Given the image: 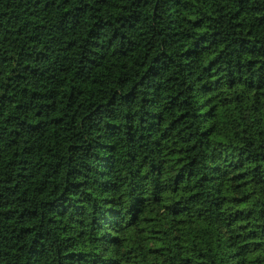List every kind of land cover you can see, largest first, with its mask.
Returning a JSON list of instances; mask_svg holds the SVG:
<instances>
[{
  "label": "trees",
  "instance_id": "obj_1",
  "mask_svg": "<svg viewBox=\"0 0 264 264\" xmlns=\"http://www.w3.org/2000/svg\"><path fill=\"white\" fill-rule=\"evenodd\" d=\"M0 264H264V0H0Z\"/></svg>",
  "mask_w": 264,
  "mask_h": 264
}]
</instances>
